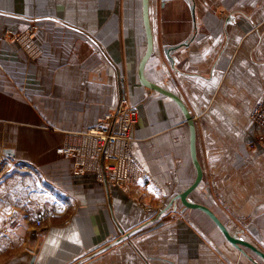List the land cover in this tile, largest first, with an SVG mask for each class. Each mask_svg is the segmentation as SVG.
Returning <instances> with one entry per match:
<instances>
[{
  "label": "crops",
  "instance_id": "obj_1",
  "mask_svg": "<svg viewBox=\"0 0 264 264\" xmlns=\"http://www.w3.org/2000/svg\"><path fill=\"white\" fill-rule=\"evenodd\" d=\"M148 15L144 77L195 127L203 176L187 199L264 254V150L248 146L264 0H149ZM145 49L141 0H0V264H264L175 200L196 177L190 131L139 82ZM121 101L137 110L131 152L146 173L126 192L59 153Z\"/></svg>",
  "mask_w": 264,
  "mask_h": 264
},
{
  "label": "built area",
  "instance_id": "obj_2",
  "mask_svg": "<svg viewBox=\"0 0 264 264\" xmlns=\"http://www.w3.org/2000/svg\"><path fill=\"white\" fill-rule=\"evenodd\" d=\"M137 121L136 108L121 101L100 126L75 135L59 149V153L73 159L74 172H92L99 181L126 192L129 186L146 177L131 152ZM249 121L259 129V134L248 142V146L264 149V100L252 109ZM20 169L26 168L20 166Z\"/></svg>",
  "mask_w": 264,
  "mask_h": 264
},
{
  "label": "water",
  "instance_id": "obj_3",
  "mask_svg": "<svg viewBox=\"0 0 264 264\" xmlns=\"http://www.w3.org/2000/svg\"><path fill=\"white\" fill-rule=\"evenodd\" d=\"M141 6H142V20H143V25H144V30H145V38H146V49L145 52L139 62L138 65V70H137V75L139 82L146 88L153 89L154 91L167 96L171 100H173L179 109L182 112V115L184 116L188 126H189V131H190V143H189V148H190V155L191 159L193 162V165L196 169V177L195 180L192 182V184L186 188L180 195H177L175 200H179L180 203L189 209H196L201 212H203L221 231L225 239L232 244L234 247L242 250V248H247L251 250L254 254H256L258 257H260L262 260H264V254L260 252L257 248H255L253 245L237 238L234 235H231L228 230L223 226V224L219 221V219L214 215V213L207 207L189 202L188 201V196L199 186L201 180H202V170L201 167L197 161L196 158V149H195V142H196V133H195V127L194 123L192 120V117L190 116L187 108L181 101L179 97H177L175 94L168 92L166 90H163L159 86L155 85L152 82H149L145 77H144V67L146 62L148 61L149 57L152 54L153 50V38H152V32H151V27H150V22H149V15H148V7H149V0H141ZM172 204V203H171Z\"/></svg>",
  "mask_w": 264,
  "mask_h": 264
},
{
  "label": "rangeland",
  "instance_id": "obj_4",
  "mask_svg": "<svg viewBox=\"0 0 264 264\" xmlns=\"http://www.w3.org/2000/svg\"><path fill=\"white\" fill-rule=\"evenodd\" d=\"M258 148V147H257ZM261 149V148H260ZM264 150V149H263Z\"/></svg>",
  "mask_w": 264,
  "mask_h": 264
}]
</instances>
